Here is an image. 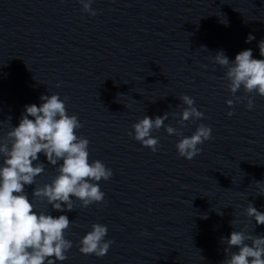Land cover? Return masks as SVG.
<instances>
[{"label":"water","instance_id":"water-1","mask_svg":"<svg viewBox=\"0 0 264 264\" xmlns=\"http://www.w3.org/2000/svg\"><path fill=\"white\" fill-rule=\"evenodd\" d=\"M91 7L96 15L79 0H0V137L26 104L59 93L90 141V159L113 170L100 181L103 202H77L67 212L73 246L62 264H222L221 237L241 228L264 235V224L246 215L249 202L264 211L256 183L264 182V96L243 87L232 94L227 69L213 57L223 50L232 60L252 48L261 58L264 0H94ZM249 33L255 39L246 43ZM183 94L204 117L177 123ZM165 112L182 135L211 126L194 158L178 154L181 137L164 127L152 132L155 152L128 134L145 114ZM45 169L37 186L56 175ZM35 204L60 214L39 198ZM96 222L114 241L99 257L78 244Z\"/></svg>","mask_w":264,"mask_h":264},{"label":"clouds","instance_id":"clouds-1","mask_svg":"<svg viewBox=\"0 0 264 264\" xmlns=\"http://www.w3.org/2000/svg\"><path fill=\"white\" fill-rule=\"evenodd\" d=\"M93 2L79 0L83 11L96 15L97 10L91 7ZM221 22L227 24L226 20ZM253 39L255 36L249 33L246 43ZM258 46L261 58L253 56L252 48L239 51L232 60L223 50L214 55L217 65L227 69L225 75L232 94L243 87L246 93L264 96V39ZM67 99L59 93L42 94L40 103L26 104L18 124L11 125L0 137V264H62L73 246V241L65 236L71 223L67 212L74 210L77 202L87 207L104 200L100 181L111 178L113 170L99 159H90V141L78 134L82 124L77 114L68 113ZM180 100L185 107L178 114L177 123L183 125L204 117L194 97L183 94ZM233 103V99L226 100L229 106ZM253 106L254 100L249 96L247 107ZM227 114L233 113L229 110ZM167 119L168 112L154 117L145 114L133 123L128 134L155 152L159 137L152 132L164 127L169 135L181 137L175 147L185 159L194 158L202 150L199 145L212 138L211 126L203 122L191 135H182L176 127L165 123ZM40 154L45 160L40 159ZM46 163L56 169V175L50 182L37 186L36 178L45 172ZM256 183L260 186L259 192L264 194V182ZM28 186H33L31 196L26 191ZM36 198L46 201L60 214L39 210ZM246 215L256 224H264V211L252 202L247 206ZM107 233L106 224L93 223L91 230L78 241L80 253L106 255L114 242L105 238ZM221 240L227 252L222 264H264V235H254L241 228L233 229Z\"/></svg>","mask_w":264,"mask_h":264}]
</instances>
